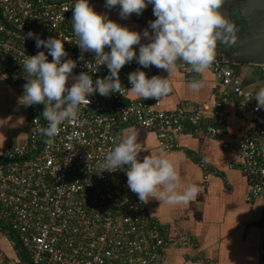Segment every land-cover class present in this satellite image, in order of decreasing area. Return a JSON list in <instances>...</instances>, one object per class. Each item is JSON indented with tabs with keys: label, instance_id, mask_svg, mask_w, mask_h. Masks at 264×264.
<instances>
[{
	"label": "built area",
	"instance_id": "built-area-1",
	"mask_svg": "<svg viewBox=\"0 0 264 264\" xmlns=\"http://www.w3.org/2000/svg\"><path fill=\"white\" fill-rule=\"evenodd\" d=\"M74 4L75 0H0V75L13 82L22 95L27 82L24 59L39 51L47 55V49H37L35 40L27 38L30 31L42 40L54 37L64 42L67 58L77 61L73 76L88 72L84 61L94 63L90 52L83 54L84 61L79 60L81 50L71 24ZM143 12L153 10L148 6ZM228 62L216 51L210 69L219 82L231 88L254 123L248 136L221 145L254 176L248 195L253 201L264 194V115L262 109L255 110L254 94ZM259 66L264 75V65ZM138 68L155 67L142 68L136 60L126 64L119 73L125 88L122 94L89 96L91 103L80 106L78 122H64L50 144L40 131L48 126L42 115L44 105L27 107V139L0 150V230L15 233L28 257L27 262L0 264H168V228L127 187L124 168L108 172L99 164L115 146L113 139L123 135L128 125L155 129L159 146L167 153L180 148L186 132L217 135L219 128L214 124L226 120V99L218 100L209 113L185 107L166 111L162 99L158 104L155 99L126 100V89L131 88L128 75ZM180 69L193 73L188 65ZM89 74L95 81L109 72L101 66L99 72ZM74 82L70 79L68 86ZM205 173L207 177L209 171ZM11 241L16 244V239ZM258 264H264V237Z\"/></svg>",
	"mask_w": 264,
	"mask_h": 264
},
{
	"label": "clouds",
	"instance_id": "clouds-1",
	"mask_svg": "<svg viewBox=\"0 0 264 264\" xmlns=\"http://www.w3.org/2000/svg\"><path fill=\"white\" fill-rule=\"evenodd\" d=\"M223 4L224 0H106L107 9L119 6L121 19H128L132 14L139 16L152 5L156 17L148 25L152 32L145 29L141 34L112 21L107 14L97 13L89 0H75L71 24L81 50L79 60L84 61L83 54L90 52L94 54V63L84 61L83 67L88 72L73 76L77 61L67 58L60 38L42 40L39 35L28 32L27 38L35 40L37 49H47V55L39 51L24 59L22 68L27 73V82L19 103L25 107L44 105L42 115L48 126L40 131L49 138L47 143L50 144L64 122H78L80 106L91 103L89 96L97 92L103 97L122 94L125 88L120 70L136 60L142 68L154 66L169 74L167 78L152 76L149 79L138 68L128 75L131 88L127 91L143 100L155 99L158 104L172 92L170 77L179 67L188 65L193 72L203 74L215 62L218 45L236 44L237 28L223 14ZM145 38L150 42L141 44ZM136 45H139V55L134 48ZM48 56L52 57L51 62ZM101 66L107 67L109 75L94 81L89 73L99 72ZM70 79L75 82L69 87ZM204 87L202 80H193L187 85L193 93H199ZM255 101L256 111L264 109V87L256 92ZM138 136L135 129L129 128L115 137V146L106 153L99 167L108 172L124 168L127 187L142 204L156 200L175 206L197 199L198 186L182 187L176 163L163 147L141 160L142 144Z\"/></svg>",
	"mask_w": 264,
	"mask_h": 264
},
{
	"label": "crops",
	"instance_id": "crops-1",
	"mask_svg": "<svg viewBox=\"0 0 264 264\" xmlns=\"http://www.w3.org/2000/svg\"><path fill=\"white\" fill-rule=\"evenodd\" d=\"M94 10L107 14L109 19L140 32L148 27L156 17L153 12L132 14L121 19L120 8L105 7L106 0H89ZM153 9L152 5H148ZM142 39L141 44H147ZM139 55V45L134 46ZM224 57V55H223ZM225 58V57H224ZM243 86L255 97L259 88L264 87V75L261 67L250 63L228 62ZM152 76L168 77L162 69L144 71ZM193 80L204 81L205 87L199 93L188 90ZM172 92L162 98V108L166 111L178 107L201 110L209 113L214 104L225 98L226 120L213 123L218 134L184 133L180 138V148L169 152L182 177V187L195 184L200 195L189 204L169 205L150 200L147 203L152 216L160 220L167 228L168 264H258L260 249L264 237L261 217L264 213V194L253 201L248 200L254 182V176L244 169L242 160L222 147V142H236L251 133L254 123L252 115L243 107L231 88L219 82L211 69L203 74L185 73L180 67L170 77ZM22 93L16 85L0 75V150L7 145L22 143L28 135V109L19 103ZM139 97L129 92L126 100ZM264 115V109H262ZM138 132V141L142 144L140 158L155 154L160 149L155 129L139 125L125 126ZM203 164V165H202ZM206 171H209L207 177ZM12 236L0 230V262L15 263L17 250L12 244Z\"/></svg>",
	"mask_w": 264,
	"mask_h": 264
},
{
	"label": "water",
	"instance_id": "water-1",
	"mask_svg": "<svg viewBox=\"0 0 264 264\" xmlns=\"http://www.w3.org/2000/svg\"><path fill=\"white\" fill-rule=\"evenodd\" d=\"M222 11L237 28V42L217 50L230 62L264 65V0H224Z\"/></svg>",
	"mask_w": 264,
	"mask_h": 264
},
{
	"label": "trees",
	"instance_id": "trees-1",
	"mask_svg": "<svg viewBox=\"0 0 264 264\" xmlns=\"http://www.w3.org/2000/svg\"><path fill=\"white\" fill-rule=\"evenodd\" d=\"M217 51H218V50H217ZM218 52L223 56V54H222L220 51H218ZM0 225H1V224H0ZM4 228H5V227H4ZM5 229H7V228H5ZM7 232H8L9 234H11L12 238L16 239L15 249H16L17 252H18V253H16V257H17L18 261H20V259H21V260L23 259V261L27 262L28 253H27L26 249L23 248V246H22V244H21L19 238L16 236L15 233H13V232L11 233V232L9 231V229H7Z\"/></svg>",
	"mask_w": 264,
	"mask_h": 264
},
{
	"label": "flooded vegetation",
	"instance_id": "flooded-vegetation-1",
	"mask_svg": "<svg viewBox=\"0 0 264 264\" xmlns=\"http://www.w3.org/2000/svg\"><path fill=\"white\" fill-rule=\"evenodd\" d=\"M238 30H239L240 34L243 32L242 29H238Z\"/></svg>",
	"mask_w": 264,
	"mask_h": 264
}]
</instances>
